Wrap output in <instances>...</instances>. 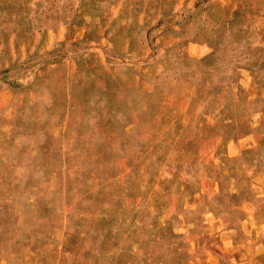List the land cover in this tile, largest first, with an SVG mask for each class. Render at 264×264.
<instances>
[{
    "label": "rangeland",
    "instance_id": "1",
    "mask_svg": "<svg viewBox=\"0 0 264 264\" xmlns=\"http://www.w3.org/2000/svg\"><path fill=\"white\" fill-rule=\"evenodd\" d=\"M0 264H264V0H0Z\"/></svg>",
    "mask_w": 264,
    "mask_h": 264
}]
</instances>
